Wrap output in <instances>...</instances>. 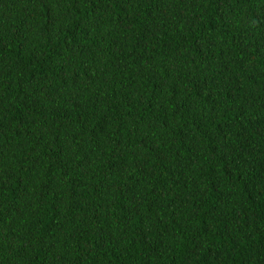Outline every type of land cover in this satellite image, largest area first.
Masks as SVG:
<instances>
[{
	"label": "trees",
	"instance_id": "16d2710c",
	"mask_svg": "<svg viewBox=\"0 0 264 264\" xmlns=\"http://www.w3.org/2000/svg\"><path fill=\"white\" fill-rule=\"evenodd\" d=\"M0 264H264V0H0Z\"/></svg>",
	"mask_w": 264,
	"mask_h": 264
}]
</instances>
